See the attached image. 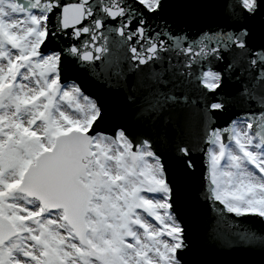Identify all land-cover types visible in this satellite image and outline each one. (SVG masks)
Wrapping results in <instances>:
<instances>
[{
	"label": "snow or ice",
	"instance_id": "obj_1",
	"mask_svg": "<svg viewBox=\"0 0 264 264\" xmlns=\"http://www.w3.org/2000/svg\"><path fill=\"white\" fill-rule=\"evenodd\" d=\"M205 6L192 31L167 0H0V264H204L189 195L264 264V0Z\"/></svg>",
	"mask_w": 264,
	"mask_h": 264
},
{
	"label": "water",
	"instance_id": "obj_2",
	"mask_svg": "<svg viewBox=\"0 0 264 264\" xmlns=\"http://www.w3.org/2000/svg\"><path fill=\"white\" fill-rule=\"evenodd\" d=\"M169 7L165 10L167 20L174 26L195 31L196 29L211 25L215 21L213 10L208 5L211 0H167ZM255 39H260L259 32ZM78 80L84 91L97 98L111 113L121 112L125 101L122 93L114 88H108L87 75L81 74ZM196 165L195 175L188 192H195L200 187L202 175V160L194 157ZM179 214L185 223L186 235L197 243V258L204 264H259L260 257L240 250H222L214 246V242L208 237V229L215 217L211 207L206 201L186 196L179 208ZM232 220L242 221L226 214Z\"/></svg>",
	"mask_w": 264,
	"mask_h": 264
}]
</instances>
